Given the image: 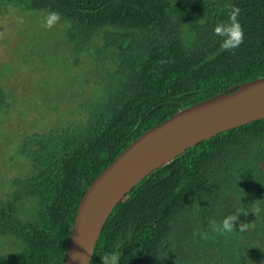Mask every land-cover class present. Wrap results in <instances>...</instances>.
<instances>
[{"label": "trees", "instance_id": "obj_1", "mask_svg": "<svg viewBox=\"0 0 264 264\" xmlns=\"http://www.w3.org/2000/svg\"><path fill=\"white\" fill-rule=\"evenodd\" d=\"M229 5L240 9L244 30L234 51L213 35ZM50 11L61 19L46 29ZM33 13L37 21L27 20ZM4 28L10 64L0 78V142L25 161L0 155V264H62L85 189L134 139L264 77V0H0ZM41 39L55 82L44 94L28 66ZM57 42L70 47L84 83L102 90L97 99L60 94L79 67L64 72ZM237 212L233 232L210 228L211 219ZM6 240L20 244L9 256L1 253ZM108 251L120 254L119 264H264V118L199 142L141 180L108 217L90 264Z\"/></svg>", "mask_w": 264, "mask_h": 264}, {"label": "water", "instance_id": "obj_2", "mask_svg": "<svg viewBox=\"0 0 264 264\" xmlns=\"http://www.w3.org/2000/svg\"><path fill=\"white\" fill-rule=\"evenodd\" d=\"M263 118L264 77H260L186 107L143 132L85 189L62 264H90L109 215L151 172L203 140ZM76 253L85 259H73Z\"/></svg>", "mask_w": 264, "mask_h": 264}, {"label": "rangeland", "instance_id": "obj_3", "mask_svg": "<svg viewBox=\"0 0 264 264\" xmlns=\"http://www.w3.org/2000/svg\"><path fill=\"white\" fill-rule=\"evenodd\" d=\"M26 19L31 20L32 22L37 21V15L33 13L31 14V17L27 16ZM6 35H7V29L4 28L3 31L0 33V78L3 77V75L5 74L7 70L6 67L3 68L5 61H7L8 64H10L9 58L6 55V53L8 54V48H5L3 45ZM43 35H45V33L40 29V34H37V36L42 38ZM28 38H33V36H28ZM21 48H23L26 53L29 46L21 44ZM52 48L56 54H59L58 51L59 49H61L63 50V53L59 55H66L60 60V63L63 66L65 73L69 72L71 68H74L76 66L79 67L78 72L75 73L72 76V78L67 77V80L69 83L68 89L65 92L61 91L60 94L67 93L70 89V95L84 94L86 98H89L91 100L93 98L97 99L102 93V90H98L96 88L90 87L84 83L83 78H82L81 66L77 62H74L72 57L67 55L68 53H70L69 52L70 47L64 49V47L59 46V43L57 42L56 44L52 46ZM45 52H46V46L44 44L43 39H41V42L39 46L37 47V54H38L37 61L35 60L34 64L32 63L28 64L29 68L32 70L29 72V74L34 75V76L37 75V83H39V85L44 87V90L42 92L43 94L49 93V90H51V88L54 87L55 85V82L53 81V75H51L53 72L52 60L49 57H47ZM28 59L29 57L27 58V61ZM27 74H28V71H23L22 73L16 74L14 78L9 79V81H11L12 84H16ZM75 88L77 89V92H73ZM17 150H19V148ZM16 153L17 151H16L15 146L10 142H6L4 138H1L0 155L3 157V159L5 160L7 159L8 161H13V162L16 161L17 163L23 164L25 161L24 158H22V156ZM10 168H15V167H10ZM17 173H18L17 178H22L25 172L24 170H19L17 171ZM4 189H5V185L3 183H0V195L4 193Z\"/></svg>", "mask_w": 264, "mask_h": 264}, {"label": "clouds", "instance_id": "obj_4", "mask_svg": "<svg viewBox=\"0 0 264 264\" xmlns=\"http://www.w3.org/2000/svg\"><path fill=\"white\" fill-rule=\"evenodd\" d=\"M239 14H240V9L238 7L234 5H229L227 12V20L217 22L213 28V35L215 37L221 38L220 47L224 51H234L244 42V30L238 19ZM60 19L61 17L59 13L55 11H50L43 18L42 23L46 29H51L56 23L60 21ZM6 191H7V187L4 189V193L0 195V206L7 203ZM18 211H19V216L22 217L23 219V214H22V210H20V206H18ZM239 215L240 214L238 212L234 214H229L225 216L223 220L220 221L219 223L215 219H211L209 221V226L217 235H221V236L226 235L235 230L234 222L238 219ZM26 217L27 216H25V218ZM246 228H247V224L241 223L239 226V231L243 232L246 230ZM19 246H20L19 243L15 245L14 242L6 240L5 250H3L1 253L5 254L4 256L12 255L19 248ZM73 259L84 260L85 256H83L80 253H76L73 256ZM100 259L102 261V264H119L121 257L120 254L116 251H108L103 253Z\"/></svg>", "mask_w": 264, "mask_h": 264}]
</instances>
